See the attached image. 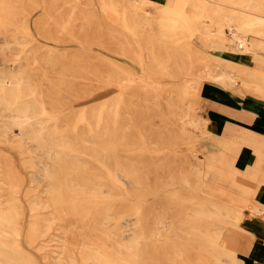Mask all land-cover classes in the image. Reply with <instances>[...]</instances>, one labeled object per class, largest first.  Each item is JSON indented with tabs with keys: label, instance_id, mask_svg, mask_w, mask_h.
Masks as SVG:
<instances>
[{
	"label": "bare ground",
	"instance_id": "obj_1",
	"mask_svg": "<svg viewBox=\"0 0 264 264\" xmlns=\"http://www.w3.org/2000/svg\"><path fill=\"white\" fill-rule=\"evenodd\" d=\"M28 1L30 0H0V145L9 144L19 149L44 150L50 159V165H45L43 169V175L49 182L50 202H44L39 196L32 197L30 205L33 219L30 237L44 234L50 227L52 215L44 216L39 212L50 203L69 204L73 211H84L79 212L83 214L96 210L104 203L107 210L102 214L101 223H108L111 219L119 223L132 212L124 210L119 215L111 212L112 207L120 200L117 192L120 188L118 175H124L138 187L152 184L141 154L157 146L152 138L155 136L152 135L155 134L154 130L146 128L147 118L151 117L153 112L149 109L144 117L148 109L146 105L141 112L143 119L139 121L135 119V109L130 111L126 107V96L130 86L132 87L131 84L136 82L125 79L117 80L119 85L113 98H109L105 103L73 112L74 106L70 104L66 93L56 89L52 81L43 79L50 77L51 74L61 76L66 80L59 82L68 88L71 85L67 77L72 75V72L69 71V65L58 66L57 71L49 72L46 69L55 68L54 65L39 64L41 60L54 61L58 57H42L41 13L36 14L35 7H31ZM31 1L35 3L34 0ZM150 2L158 5L156 11L161 26L188 28L186 43L189 46L194 43L193 36L200 30L199 20L209 17L218 26L211 30L214 36L220 34L226 27L230 40L235 41V47H228L223 40L220 43L214 42L215 47L221 50L233 49L238 55L246 54L253 62L252 65H246L220 57L218 64H206L204 69L198 70L197 76L213 79L226 86L238 84L240 91L264 93V55L259 53L260 44L249 37L250 34L264 36V14L258 13L264 11V0H167L162 3L150 0ZM105 3L103 0L102 4ZM143 9L142 6L132 5L126 13H139ZM46 10L44 9L42 14L47 15L51 21L47 25L51 29L46 37L55 39L53 24L54 29L56 25V33L68 39L72 35L71 13L64 12L67 15L55 17L54 11L50 10L48 15ZM160 42L177 45L176 40L161 39ZM189 46L187 48L192 49ZM46 49L47 52L53 51L51 48ZM167 51L173 52L175 60L183 61L178 67L189 76H193V80L186 79L182 84V90L172 88L176 82L168 86L155 85L146 89L145 91L149 93L148 107L152 105L163 112L178 131L185 130L187 126H206L205 121L194 116V100L188 98L197 87L196 73L192 71L193 56L182 57V53L175 48ZM163 57L160 55L152 57V60L158 63L157 67L161 73L158 75L168 73L165 70L167 65L163 63L168 58ZM201 59H204V56ZM92 75L101 74L93 71ZM116 75L118 76L117 73ZM171 75L178 76V72ZM107 77L110 82L109 74ZM122 111L126 115L124 120ZM79 125H82V129H79ZM207 133L211 134L208 128ZM219 139L223 143L228 142L227 139L221 137ZM229 148L230 146L226 145L221 157L209 155L206 162L194 154L199 165L193 169L201 185L205 187L206 199L192 198L186 202L181 199L169 200L167 203L171 205V211L157 214L148 230L142 224L146 217L141 214L140 209H136L140 231L134 239L135 244L117 242V246L103 247L99 241L84 242L80 254H83L85 264H145L139 263L141 254L145 252L143 242L152 243L155 250L160 244L164 245L166 251L171 253L172 261H176L174 264H228L223 262L222 255L230 256V232L229 229L225 231V223H220L227 222L230 218L242 220V206H246L248 202L252 204L249 208L253 213L260 211V203L254 197V188L240 187L235 181L234 176L241 169L234 164L235 149L229 153ZM169 152L176 157L181 156L174 151ZM175 162L180 163L178 159ZM158 169L152 172L156 185L164 184L166 180L170 184L189 181V175L179 165L172 169L169 164L167 177L160 175ZM242 172L251 173L248 178L252 179L260 170L259 166H254ZM219 174L221 177L217 176ZM217 177L222 180L219 185L213 180ZM229 177L233 178V182H229L228 185L224 180ZM6 181L7 179L0 176V190ZM261 182L264 183V173L259 183ZM9 184L14 192L11 199L7 202L0 200V264H33L16 238L20 234L21 214L17 200L18 183L13 179V182L9 180ZM103 190H107L104 196L101 195ZM216 195H223L227 199L218 200ZM209 204L216 210L209 208ZM215 211L223 213L219 215ZM119 228L123 233L125 227L119 225ZM225 236L228 239H225ZM250 242L251 239L247 236L237 249L247 253L251 247ZM193 249L211 254L212 260L202 254L198 260L190 261L187 253ZM60 260L58 257L56 263L62 264ZM67 260L68 264H79L73 258ZM230 264H242V260L235 254L232 255Z\"/></svg>",
	"mask_w": 264,
	"mask_h": 264
},
{
	"label": "rangeland",
	"instance_id": "obj_2",
	"mask_svg": "<svg viewBox=\"0 0 264 264\" xmlns=\"http://www.w3.org/2000/svg\"><path fill=\"white\" fill-rule=\"evenodd\" d=\"M64 1L66 2L64 3ZM64 1L34 0L40 6H37L31 0L28 1L31 7H35L36 14L41 13L42 57H58L54 61L50 59L41 60L39 64L44 66L54 65L55 68L50 67L46 69L49 72L57 71L58 68L56 67L58 66L69 65V71L72 72V75L67 77V81L71 85L68 88H65L64 83L59 82V80H66L61 76L51 74L50 77H43V79L52 81L56 89L63 90L66 93L70 104L74 106L73 112L86 109L92 105L105 103L109 98H113L119 85L118 79L136 82L131 84L132 87L130 86V91L127 92L126 107L130 111L131 109H135L134 116L137 121L143 119L141 112L144 111L143 108L146 105L148 109L144 113V117L147 115L148 110L151 109L153 115L147 118L146 128L154 130L155 134L152 133V135L155 136H152V138L153 143L157 146L141 154L145 167L151 176V185L138 187V185L131 183L124 175H118L120 178V188L117 192L120 200L115 207H112L111 212L118 215L124 212V210H128V213L132 212L127 217L121 219L119 223L115 219H111L110 222L105 224L101 223L102 214L107 210V205H104V203H101L102 205L97 207L96 210L87 211V214L79 213L84 211H73L69 204L50 203L39 210L41 215H52L50 227L44 234L30 237L31 221L33 219V211L30 205L32 197L39 196L44 202H50L49 182L43 175V169L45 165H50V159L44 150L36 148L30 150L19 149L9 144L0 145V176L3 179H7L0 190V200L7 202L11 199L14 192L10 187L9 180H12V182L13 179L17 181L19 187L17 200L20 205L18 209L19 211L21 210V214L19 222L20 234L16 238L20 247H22L33 264H57L56 260L58 257L61 259L60 262L62 264H68L67 259L70 258H73L79 264H85L83 254H80V249L84 242L99 241L102 242L101 245L103 247L117 246V242H132L133 245L135 244L134 239L140 231L138 217L135 214L136 209H140L141 214L146 217V220L142 224L148 230L149 225L155 221L154 218L157 214L171 211V205L167 203L169 200L181 199L186 202L192 198L194 200L206 199L205 187L201 185L200 180L196 176L197 173L193 169L199 165L198 158L206 162L207 157L211 154L221 157L226 145L231 146L229 153L230 150L237 147L229 142L223 143L217 135L216 122L213 117L215 114L214 108L217 107L216 103H213V100L216 99L214 93L229 95L230 99L235 100L245 97L264 99L259 93L257 94L248 90L240 91L238 84L226 86L213 79L197 76L198 70L204 69L206 64H218L220 57L224 60L245 63L246 65L253 64L246 54L238 55L233 49L220 50L215 47L213 43L215 41L218 42L219 34L214 36L211 30L218 26L209 17L199 20L198 25L200 30L194 35L195 37L193 36L194 43L189 46L186 43L187 33L189 32L188 28L184 26L180 28L161 26V23L158 21L159 14L156 11V6L158 5L153 4L150 0H130V2L128 0H104L106 1L105 5L102 4L103 0ZM157 1L162 3L167 0ZM132 5L142 6L144 9L140 10L139 13L132 12L127 14L126 11L130 10V6ZM44 9H47V14L50 10L54 11L55 17L71 13L72 35L68 39L62 38L60 33L57 34L55 30L56 25L54 29L53 24L52 30L55 39L46 37L47 32H50L49 29H51L47 25L51 21L47 15L42 14ZM258 13L264 14V11L261 10ZM225 29L226 27L220 34H225L229 37V33ZM205 30L209 33H205ZM161 39L166 41L176 40L177 45L159 43ZM232 42L235 45V42ZM187 46L192 49H188ZM46 48H51L53 51L47 52ZM172 48L178 49L182 53V57L187 55L193 56L194 60H191L194 66L192 71L196 73L195 80L197 87H195L196 89L194 88L193 93L188 95V98L192 101L194 100V116L199 120L205 121L206 126H187L185 130L178 131L171 125L169 118L163 115V112L157 110L152 105L148 107L150 104L147 100L149 93L145 91L146 89H150L155 85L159 87L168 86L170 83L176 82L172 88L182 90V84L186 79L193 80V76H189V74L182 71V68L178 67V65L181 66L183 64V61L180 59L175 60L173 52L167 51ZM159 55L160 57L164 56L168 58L165 62L163 61L167 65L165 69L168 72L167 74L158 75L161 74L157 67L158 63L152 60V57ZM170 55L171 57L169 58L168 56ZM195 56L197 58H194ZM202 56H204V59H201ZM187 63L190 64L189 61ZM93 71H98L101 75L94 76L92 75ZM173 72H178V76L171 75ZM108 74L110 82H108ZM139 81H148V83H139ZM121 114L122 120H124L126 115L123 111ZM207 128L211 132L210 135L207 133ZM79 129H82V125H79ZM134 134L137 135V133ZM169 151L179 153L181 156L176 157L172 153L170 154ZM235 151L237 152V150ZM262 153H264V150ZM262 155L264 157V154ZM235 157L236 154L234 153V159ZM177 159L180 162L178 164L175 162ZM169 164L172 169L179 165L189 175L188 183L170 184L166 180L164 184H154L152 172L159 168L158 173L167 177ZM244 173L240 171L236 174L234 176L235 181L240 187L247 186L251 188L252 184L249 183L250 180L245 179L248 176H244ZM263 173L264 170L254 178L259 182ZM217 176L221 177L220 174ZM213 180L218 185L222 181L218 177ZM224 181L229 185V182H233V178L229 177ZM90 187H92V184H90ZM105 188L108 190L107 187ZM257 188H254V197ZM107 190L101 191V195H106ZM216 198L218 200L227 199L223 195H216ZM251 205L248 202L246 206H242V220L230 218L227 222L220 223H225V231L229 229L228 232H230V256L226 254L222 255L223 262L225 263L230 264L232 262V255L234 256L235 254L241 260L243 259L242 256L245 253L238 250L237 247L240 246L242 241L247 239V236L250 237V233L244 229V221L248 218L245 210ZM208 207L216 210L211 204ZM215 212L219 215L223 213L219 211ZM57 214L61 215L58 216ZM119 225L125 227L123 233H121ZM225 239H228V237L225 236ZM143 245L145 252L141 254L139 263L174 264L176 262L172 261L173 258L171 259L170 257L171 253L168 250L166 251L164 245L160 244L159 250L157 249L158 252H156L157 250H155L152 243L143 242ZM187 254L190 261L198 260L202 254L210 260L213 257L207 252L200 253L196 249ZM142 258L144 259L142 260ZM242 264H244L243 260Z\"/></svg>",
	"mask_w": 264,
	"mask_h": 264
},
{
	"label": "crops",
	"instance_id": "obj_3",
	"mask_svg": "<svg viewBox=\"0 0 264 264\" xmlns=\"http://www.w3.org/2000/svg\"><path fill=\"white\" fill-rule=\"evenodd\" d=\"M229 37L219 34L218 43L223 40L228 47H235L232 42L234 40H230ZM249 37L260 44L259 53L264 55V36L249 35ZM260 94L264 97V93ZM214 96L216 99L213 103H216L217 107L214 108L213 117L216 122L217 135L222 139H227L233 146H237L235 149L237 152L234 151L236 154L234 164L241 171L259 166L260 173H262L264 170L262 155L264 154L262 153L264 150V99L245 97L235 100L230 99L229 95L217 92ZM244 174L248 176L251 173ZM245 179L250 180L249 183L253 188L258 187L255 199L260 203V211L253 213L251 208L245 210L248 218L244 221V229L250 233L251 247L243 255L242 260L244 264H264V183H259L254 177Z\"/></svg>",
	"mask_w": 264,
	"mask_h": 264
}]
</instances>
